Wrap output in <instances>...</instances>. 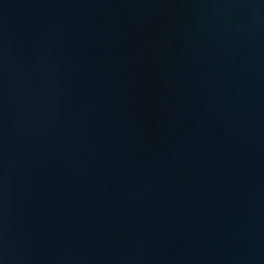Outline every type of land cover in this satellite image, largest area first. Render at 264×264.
<instances>
[{"label": "water", "instance_id": "95a60500", "mask_svg": "<svg viewBox=\"0 0 264 264\" xmlns=\"http://www.w3.org/2000/svg\"><path fill=\"white\" fill-rule=\"evenodd\" d=\"M0 264H264V0H0Z\"/></svg>", "mask_w": 264, "mask_h": 264}]
</instances>
